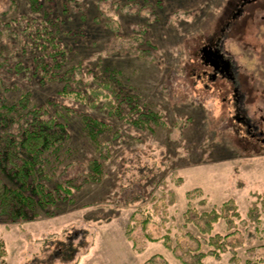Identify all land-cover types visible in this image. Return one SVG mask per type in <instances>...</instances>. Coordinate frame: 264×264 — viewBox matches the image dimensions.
Returning a JSON list of instances; mask_svg holds the SVG:
<instances>
[{
  "label": "rangeland",
  "instance_id": "rangeland-1",
  "mask_svg": "<svg viewBox=\"0 0 264 264\" xmlns=\"http://www.w3.org/2000/svg\"><path fill=\"white\" fill-rule=\"evenodd\" d=\"M30 2L0 0V103L30 93L32 104L49 102L68 116L71 138L51 182L82 175L92 159L103 162L105 175L32 221L13 223L0 214V264H148L161 256L184 264L164 237L195 248L190 236L204 242L209 235L186 214L223 215L228 202L239 216L229 211L232 224L222 217L212 233L227 246L203 245L220 256L210 254L202 264H264V10H247L240 34L225 32L237 74L212 81L196 55L228 22L226 8L236 0H40L39 11ZM52 9L67 59L61 73L83 69L68 85L29 69L33 53L43 52L31 47L35 34L26 37V29L42 25ZM98 79L127 99L119 113L87 92ZM236 107L249 114L251 128L235 121ZM86 115L107 124L98 149ZM170 191L176 203L165 223L154 204ZM253 208L258 221L250 217ZM143 221L156 241L141 232Z\"/></svg>",
  "mask_w": 264,
  "mask_h": 264
},
{
  "label": "trees",
  "instance_id": "trees-1",
  "mask_svg": "<svg viewBox=\"0 0 264 264\" xmlns=\"http://www.w3.org/2000/svg\"><path fill=\"white\" fill-rule=\"evenodd\" d=\"M30 1L34 10L39 11L42 8L40 0ZM56 16V11L52 9L47 13L46 19H43L42 25L36 21L29 29H26L28 30L26 37H32L35 34L31 47L35 49V52L37 50L43 52L33 53L34 64L32 66L34 68L29 67V69L30 72H34V75L40 76L42 79L65 81V84L68 85L71 83L72 73L78 71L77 74L81 76L80 71L83 69L77 67L61 73L67 59H64L66 52L60 45L62 28ZM25 65L23 67H26ZM97 84L96 89L90 87L87 92H91L93 97L105 101L103 109H109L112 114L119 113L123 101L127 100L119 98L121 97L119 96L120 89L109 80L98 79ZM63 93H65V86ZM79 95L81 97L80 93ZM98 101L92 102V108L97 109ZM84 120L85 127L91 132L92 139L94 138L97 143V149L102 147L99 143L100 135L105 132L107 124L88 115ZM69 125L68 116L60 109H53L49 102L43 105L32 104L30 93L24 94L14 103H0V214L7 215L13 223L32 221L40 216L42 210L49 209L58 200L71 198L73 190L82 188L89 181L99 182L103 179L105 175L103 162L92 159L87 165L82 164L83 168L80 171L82 175L65 179L64 183L51 182L56 173V163L62 159L71 138ZM142 197H144L143 194L137 195L139 200ZM165 200H168L166 205L162 203ZM175 203L174 192L170 191L168 197H161L154 204V208L161 211L162 221L165 223L168 222L167 208ZM223 207L225 210L223 215L215 211L200 212L196 209L186 214L188 223L196 225L203 234L209 235L207 241L203 242L198 237L190 236V240L197 245L195 248L193 246L189 248L183 247L180 243L174 246L171 239L166 236L163 239L164 245L175 251L177 258L184 264H202L210 254L219 257L220 254L215 250L204 252L203 245L215 247L221 251L226 248L227 244L223 242L222 236L212 234L214 225L222 217H227L229 223L232 224L233 220L229 217L231 210L233 216L239 215L237 207L232 202H228ZM250 217L253 221L259 220L256 208L252 209ZM142 231L148 241H156L153 233L149 230V222L143 221ZM148 264H168V262L161 256L153 257Z\"/></svg>",
  "mask_w": 264,
  "mask_h": 264
},
{
  "label": "flooded vegetation",
  "instance_id": "flooded-vegetation-1",
  "mask_svg": "<svg viewBox=\"0 0 264 264\" xmlns=\"http://www.w3.org/2000/svg\"><path fill=\"white\" fill-rule=\"evenodd\" d=\"M238 1L235 8L232 10L226 8L227 12L230 13L228 17V22L223 23L218 35L214 38H211L199 49L196 57L198 61L202 64V67L205 69L203 75L210 77V80L217 81L218 79L226 78L232 81L231 78H234L236 73L235 62L230 56L229 51L227 50V45L225 44L226 31L231 30L232 34H240L241 27L248 26L249 22H241L240 20L244 17L247 10L255 11L256 9L264 10V5H258L260 0H236ZM234 7V6H233ZM254 14L251 13L249 18H252ZM227 36H229L227 34ZM202 75L199 76V78ZM235 93H239L237 85L234 86ZM235 106H237L238 101L236 99ZM235 121H241L245 125H249L251 128L252 125L249 124L248 120L249 114L243 110V108H237L235 112ZM260 119H264V116H261ZM264 136V132L260 133L259 136Z\"/></svg>",
  "mask_w": 264,
  "mask_h": 264
}]
</instances>
